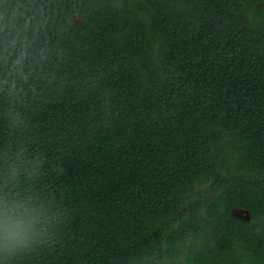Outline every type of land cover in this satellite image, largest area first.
Segmentation results:
<instances>
[{"label": "trees", "instance_id": "16d2710c", "mask_svg": "<svg viewBox=\"0 0 264 264\" xmlns=\"http://www.w3.org/2000/svg\"><path fill=\"white\" fill-rule=\"evenodd\" d=\"M20 2L0 195L57 220L0 264H264V0Z\"/></svg>", "mask_w": 264, "mask_h": 264}, {"label": "clouds", "instance_id": "9594fccd", "mask_svg": "<svg viewBox=\"0 0 264 264\" xmlns=\"http://www.w3.org/2000/svg\"><path fill=\"white\" fill-rule=\"evenodd\" d=\"M40 9L20 0H0V41L15 43L41 23ZM22 58V57H21ZM54 206L31 193L0 195V252L5 255L33 244L56 223ZM20 221L19 226H14Z\"/></svg>", "mask_w": 264, "mask_h": 264}, {"label": "rangeland", "instance_id": "374dc122", "mask_svg": "<svg viewBox=\"0 0 264 264\" xmlns=\"http://www.w3.org/2000/svg\"><path fill=\"white\" fill-rule=\"evenodd\" d=\"M234 213L236 214V215H238V216H240V217H243L244 216V211H242V210H234Z\"/></svg>", "mask_w": 264, "mask_h": 264}]
</instances>
